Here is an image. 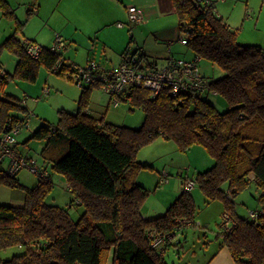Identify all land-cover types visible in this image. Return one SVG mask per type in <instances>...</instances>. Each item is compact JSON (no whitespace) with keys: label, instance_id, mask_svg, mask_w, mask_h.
<instances>
[{"label":"trees","instance_id":"trees-1","mask_svg":"<svg viewBox=\"0 0 264 264\" xmlns=\"http://www.w3.org/2000/svg\"><path fill=\"white\" fill-rule=\"evenodd\" d=\"M173 5L194 56L225 72L210 81L206 94L221 96L229 109L221 112L202 94L175 96L164 91L154 98L147 90L132 89L124 102L145 110V126L139 130L89 115L86 111L94 86L81 87L78 112L60 111L58 123L41 126L31 139L46 142L42 158L51 172L67 179L72 203L83 206L85 212L75 220L71 207L48 203L52 182L39 179L29 188L0 170L1 185L26 193L22 208L0 204V250L24 249L1 259V264H108L111 255L112 264H169L165 255L151 248L148 234L158 230L185 235L186 229L198 226L197 208L191 191L184 189L166 213L144 217L149 189L137 178L152 167L137 161V154L161 137L175 141L183 151L204 147L215 159L196 182L208 203H224V212L233 216L236 227L230 233L222 229L214 241L220 249L228 248L236 264H264V47L239 43L237 30L218 16L215 1L173 0ZM0 11L5 18L16 20L15 32L1 44L0 53L7 50L18 58L14 73L0 74L1 138L9 119L19 126L29 118L23 101L7 93L10 82L34 83L41 69L72 82L65 77L72 64L46 46L39 59L31 58L18 38L27 21L17 20L9 0H0ZM34 12L28 9V17ZM60 60L63 69L54 72ZM252 186L258 201L254 219L239 216L235 208L238 195ZM177 220L191 225L183 226ZM185 240L175 247L184 249ZM173 244H167L166 252Z\"/></svg>","mask_w":264,"mask_h":264},{"label":"rangeland","instance_id":"rangeland-1","mask_svg":"<svg viewBox=\"0 0 264 264\" xmlns=\"http://www.w3.org/2000/svg\"><path fill=\"white\" fill-rule=\"evenodd\" d=\"M213 1H215L217 14L223 16L231 28L237 30L239 43L257 45L245 42L256 43L255 41L264 35V19L256 30L254 29L255 21H250L252 17L256 19L259 11L264 9V0ZM11 3L16 9L17 20L27 21L23 32L19 35L21 40L33 39L51 47L56 38L60 37L68 45L63 54L70 57L72 63L81 67H86L91 62H96L109 69L116 67L113 65L117 63L120 54H117L116 48H121L125 40L123 51L128 49L127 51L134 52L137 47H142L144 42H150L155 47L166 51L168 47H172L173 54L178 58L191 60L194 57V51L181 41L182 38H187V34L180 31L175 9L154 17L155 19L151 21L148 29L164 28L165 31L158 35L152 33L150 37V31L138 30L139 25L131 27L128 18H122L115 4L109 0H35L34 6L31 5L34 4V0H11ZM34 8L39 11L37 14L34 12L29 18L28 9L34 10ZM105 22L109 24L103 26ZM120 23H126L125 30L118 27ZM15 26L16 20L5 18L0 11V37L3 35L4 39L9 37L14 32ZM131 35L134 36V41L128 44ZM105 43L108 45L106 51ZM89 57H93L95 60L88 62ZM0 60L10 67L15 65L10 70V73H14L18 60L14 54L2 50ZM163 62L162 58L158 60L160 66L163 65ZM200 66L202 73L210 80H217L225 75L219 66L208 60H202ZM64 86L70 88L69 92L81 90L80 86L68 79L41 69L36 82L14 80L10 82L6 90L9 95L19 100L29 101L30 126L24 127L16 135V139L19 141L18 148L21 153L36 160L41 168L46 164L41 155L46 142L31 139V137L41 126L58 123L60 111L65 110L71 113L63 105L68 103L70 107L72 104L75 105L73 108L76 107L77 102L73 103L68 100ZM44 89H50V95H46ZM52 96H54L53 99H51ZM108 96L100 87H95L91 92L90 103L93 101L101 103L106 100V103L103 104L105 111L108 107ZM203 96L221 112L229 109L221 96L215 94H204ZM94 97L97 100H94ZM74 109L76 111V108ZM107 116L116 125L139 130L144 128L146 122V112L143 107L139 104L131 105L128 102H122L119 107L111 105L108 107ZM142 159L144 160L142 163L152 167L142 171L137 178L149 189V196L143 207L145 213L151 209L158 213H166L181 195L182 189H185V180L196 179L200 172L211 168L216 162L204 147L195 146L188 151H183L175 141L162 137L144 146L138 152L137 161L141 162ZM8 165V161L0 164V170L8 169ZM51 175L52 187L46 196V201L61 207H71L70 213L73 218L80 219L85 208L78 205L77 202L72 203L73 194L67 188L68 182L58 173L51 172ZM164 177L168 181L164 184L158 183L160 182L159 178ZM17 178L22 185L29 188L37 185L40 179L38 174L31 169L22 170ZM3 188V186L0 187L2 196H4ZM191 193L196 203L198 226L190 228L187 233L188 237L183 238L186 240L184 249L178 250L180 255L174 248H170L165 253L166 261L169 264H206L218 246L214 240L222 230L224 203L221 200L208 203L209 199L198 183ZM10 194L17 196L18 192L13 191L12 193L11 191ZM254 195H257L256 188L252 186L235 199V208L239 216L250 217L251 211L258 210V201ZM23 251L24 249L15 246L4 249L2 255L11 258ZM180 257H182L181 260H179ZM108 264H112V255Z\"/></svg>","mask_w":264,"mask_h":264},{"label":"built area","instance_id":"built-area-1","mask_svg":"<svg viewBox=\"0 0 264 264\" xmlns=\"http://www.w3.org/2000/svg\"><path fill=\"white\" fill-rule=\"evenodd\" d=\"M209 3V2H207ZM129 25L131 27L140 24L143 21L142 10L136 6L129 8ZM123 26L122 23L119 24ZM182 43L187 45L186 38L181 39ZM26 48L27 54L37 60L41 57L44 47L40 44L25 40L22 42ZM53 53L61 54L64 58V52L68 45L60 37H57L54 44L49 47ZM127 51L123 55V60L116 68L108 69L96 62H91L86 67L72 64L69 70H65V77L69 78L74 84L80 87L94 86L100 87L112 99L115 106L123 102V97L127 96L132 89H144L150 92L152 97H157L164 91H169L173 95L181 92H191L195 94H206L210 90V79L202 73L200 63L202 58L194 56L193 59H180L171 56L164 66L158 65L155 61H148L139 52ZM63 62L60 60L54 67V72H61ZM3 74V70H0ZM50 89H45L44 93L48 95ZM216 94V93H215ZM30 126V116L25 125L14 126L9 119L4 133L0 138V164L8 161L6 174L10 177H18V174L24 169H31L38 174L40 179L45 182H52L51 170L48 167L41 168L36 160L27 158L17 149L18 135L24 127ZM165 178L160 179V184L166 183ZM1 184V183H0ZM197 185L196 179L185 180V190L192 191ZM69 187V185H68ZM257 212L251 211L250 217L256 218ZM183 226L190 224L186 220H177ZM236 227V221L230 213L224 212L222 229L230 233ZM179 234L167 235L158 230H151L148 234L150 246L156 250L162 257L166 253V246L173 242Z\"/></svg>","mask_w":264,"mask_h":264},{"label":"crops","instance_id":"crops-1","mask_svg":"<svg viewBox=\"0 0 264 264\" xmlns=\"http://www.w3.org/2000/svg\"><path fill=\"white\" fill-rule=\"evenodd\" d=\"M111 2H113L118 10V13L119 15L122 17V18H125L127 17L128 20H129V8L131 6H136L138 8H140L142 10V14H143V21L140 23V24H137L139 25L138 26V30L141 31V30H144V31H150V37H151V34H155V35H158V34H161L162 32L165 31L164 28H161V29H152V30H149V25L151 23V21H153L155 18L154 17H158V16H161V14H164V12H171L174 10V5H173V0H109ZM213 1V0H212ZM239 1V0H238ZM10 4L12 5L11 3V0H9ZM33 6V4H31ZM13 6V5H12ZM216 6V5H215ZM264 6V5H263ZM13 8L15 9V7L13 6ZM217 10V9H216ZM34 11L36 12V14L38 13L39 10H36L34 8ZM15 12H16V9H15ZM175 12V11H174ZM218 13V12H217ZM218 16L222 17L224 19L223 16H221L220 14H218ZM264 19V9L260 10L259 11V14L257 15V18L255 19L254 17H252V19L250 21L254 22L255 21V30L260 26L259 24H261V21ZM109 23L108 22H105L103 26H107ZM123 26H120L118 24V27L121 28V29H124L125 30V27H126V23H122ZM228 24V23H227ZM135 25V26H137ZM179 25V23H178ZM229 25V24H228ZM231 27V25H229ZM15 29H16V26H15ZM141 29V30H140ZM233 29V28H232ZM15 32V30H14ZM14 32L11 34L13 35ZM10 35V36H11ZM19 35L18 34V38H19ZM9 36V37H10ZM131 39L129 40L128 44H130L132 41H134V36L131 35ZM7 37V38H9ZM125 37H126V34H125ZM5 36H1L0 37V45L7 39H4ZM20 39V38H19ZM257 39V38H256ZM21 40V39H20ZM27 40H31V41H34L36 43H38L36 40H33V39H27ZM23 42V40H21ZM256 43H252V42H245L247 44H257V45H260L262 47H264V35L262 37L259 38V40L255 41ZM40 44V43H38ZM126 44V40L123 42V45L121 48H116V52L117 54H119V57H118V60H117V63L113 66H116L118 67V65H120V63L122 62L123 60V55L127 52L128 49H124L123 51V48ZM42 46H46V47H49L47 45H43V44H40ZM140 46V45H138ZM104 48H105V51L106 49L108 48V45L105 43L104 44ZM140 50L139 52H141V54L145 57L146 60L148 61H155L156 63H158V60L159 59H163L164 62H163V65L161 66H164L166 63H167V60L168 58H170L171 56L173 57H176L178 58L177 56H175L172 52L173 48L171 47H168V50H163V49H159V47H155L153 44H151L150 42L147 43V42H144L142 47H137L136 50ZM66 52V51H65ZM95 52V51H94ZM91 54L89 53V56ZM64 58L66 59V62L69 63V64H73L72 61L70 60V57L68 58L65 54H64ZM194 58V57H193ZM182 59V58H180ZM95 58L93 57H89L87 59L88 62L90 61H94ZM189 60V59H187ZM16 61V60H15ZM113 64V61L112 59L110 60ZM3 66L2 68H0V70H3V73H10V70L12 69L13 66H9L5 63H2ZM18 64V60H17V63H16V66ZM76 64V63H74ZM78 65V64H77ZM159 65V63H158ZM116 67H113V68H116ZM109 69V68H108ZM64 90H66L67 94H68V100H70L71 102L75 103L77 102V105L76 107V111L75 109L73 108V106L75 105H68V103H66L65 105H63L65 107V109H69L68 111H70L71 113H77L78 110H79V99L82 95V92H83V89L79 90H72V92H69L70 88L68 87H63ZM95 87H93L94 89ZM45 91V89H44ZM51 93V92H50ZM50 93L48 95H50ZM108 96V95H107ZM54 96L51 97V99H53ZM127 96L123 97V99H126ZM94 100H97L96 97H94ZM107 104H108V107H110L111 105H113V102H112V99L110 96H108V99H107ZM29 101H23V104L26 106V108L28 109L29 108ZM124 102V100H123ZM93 103V104H92ZM89 108L87 109V113L97 119H104L105 122H108V123H111V124H114L116 125V123H113V121H110V117L107 116L108 115V107H106L105 111H104V106L103 104L106 103V100L102 101L101 103L99 102H95L93 101ZM115 107H119V106H115ZM29 111V109H28ZM108 118V119H107ZM43 120V119H42ZM31 122V120H30ZM18 145H19V141L17 140V149L19 150L18 148ZM20 151V150H19ZM21 152V151H20ZM29 156H27L28 158ZM30 158V157H29ZM141 162H144V160L142 159ZM45 168L48 167L47 164H45L44 166ZM49 168V167H48ZM5 170V169H4ZM6 171V170H5ZM63 176V175H62ZM63 178H65L63 176ZM66 179V178H65ZM67 181V179H66ZM159 181H160V178H159ZM20 183V181H19ZM159 183V182H158ZM145 186L144 183H141ZM3 186V190H2V193H4V196L0 195V204H3V205H10L12 207H16V208H22L24 207L25 205V196H26V193L23 189L21 188H13V187H9L7 185H0V187ZM25 186V185H24ZM36 186V185H35ZM34 186V187H35ZM146 187V186H145ZM33 188V187H32ZM67 188L69 189V187L67 186ZM147 188V187H146ZM70 190V189H69ZM12 191H16L18 192L17 196H13L12 194H10ZM182 191H184V189H182ZM14 197H17V199H14ZM6 200V201H5ZM7 200H10V201H7ZM160 212V211H159ZM143 214H144V217L147 218V219H151V218H154V217H157V216H160L164 213H158V211H155L154 209H151V210H148L146 213L143 211ZM191 227H189L188 229H186V233L185 235L180 234L178 235V237L173 240V243H176L174 245V247H171V248H174L176 249L177 253H179V249H182V248H176L175 246L177 245V243H179L180 241L183 240V238H187L188 237V230L190 229ZM222 229V227H221ZM3 253V250H0V260H7V259H10V257H7V256H3L2 255ZM196 253V252H194ZM13 257V256H12ZM180 260V259H179ZM1 264V263H0ZM206 264H236L230 251L228 250V248L224 247L222 249H220L218 246H217V249L215 251V253L213 254V256L211 257V259H209V261L206 263Z\"/></svg>","mask_w":264,"mask_h":264},{"label":"bare ground","instance_id":"bare-ground-1","mask_svg":"<svg viewBox=\"0 0 264 264\" xmlns=\"http://www.w3.org/2000/svg\"><path fill=\"white\" fill-rule=\"evenodd\" d=\"M35 60V59H34ZM165 178V177H164ZM198 180V179H197ZM191 225V224H190ZM189 227V226H188ZM183 229V228H182Z\"/></svg>","mask_w":264,"mask_h":264}]
</instances>
